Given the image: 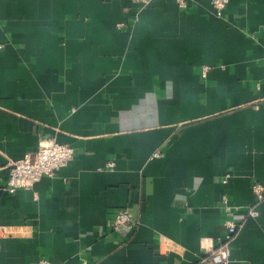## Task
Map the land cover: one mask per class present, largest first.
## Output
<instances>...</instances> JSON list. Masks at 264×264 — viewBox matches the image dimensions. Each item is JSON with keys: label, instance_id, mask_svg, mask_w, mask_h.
Returning <instances> with one entry per match:
<instances>
[{"label": "crops", "instance_id": "0c3cea01", "mask_svg": "<svg viewBox=\"0 0 264 264\" xmlns=\"http://www.w3.org/2000/svg\"><path fill=\"white\" fill-rule=\"evenodd\" d=\"M0 45V186L44 139L76 149L0 189V264H206L227 219L230 264H264V0H0Z\"/></svg>", "mask_w": 264, "mask_h": 264}, {"label": "built area", "instance_id": "2783aa9c", "mask_svg": "<svg viewBox=\"0 0 264 264\" xmlns=\"http://www.w3.org/2000/svg\"><path fill=\"white\" fill-rule=\"evenodd\" d=\"M148 4L151 0H132ZM189 0H177L179 7L185 8ZM229 0H213V6L218 14H221L226 8ZM124 22L118 23L119 27H123ZM2 45H0L1 47ZM211 66L205 65L202 68L203 76L211 69ZM76 154V149L66 143L58 141L56 138L44 139L39 142V147L34 152L26 153L22 158L9 159L8 169L9 176L0 189L14 193L21 188H32L44 176L53 177L64 166H66ZM161 153H155L160 156ZM228 176V175H227ZM258 203L264 198V186L261 182H254L252 185ZM227 211H231L236 206L230 204L228 197L222 198ZM255 203L248 208V216H256L258 214L257 204ZM134 218L127 208L117 210L112 220V228L118 230L122 227L134 226ZM225 231L216 238L201 240V249L203 252V261L206 264H230L232 256V244L236 234L242 223L239 221L227 219L224 222ZM1 248V244H0ZM172 251V243H164V252ZM32 264H56L49 258H40Z\"/></svg>", "mask_w": 264, "mask_h": 264}]
</instances>
